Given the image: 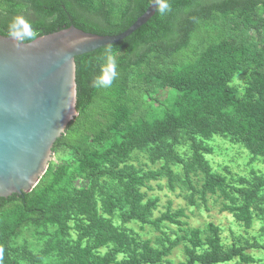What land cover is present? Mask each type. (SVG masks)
<instances>
[{
  "label": "trees",
  "instance_id": "obj_1",
  "mask_svg": "<svg viewBox=\"0 0 264 264\" xmlns=\"http://www.w3.org/2000/svg\"><path fill=\"white\" fill-rule=\"evenodd\" d=\"M151 1L0 0V35L11 36L9 23L18 15L31 21L33 39L70 26L100 36L118 35L146 11ZM169 3L171 11L166 15L161 16L156 9L144 25L110 45L118 62V75L111 88L94 86L105 47L75 57L77 116L67 124L52 152L70 150L78 172L92 185L79 190L78 197L52 198L54 187L66 172L65 166H61L52 175L53 166L49 163L30 192L0 197V259L5 264H18L8 255V244L24 228L56 225L60 230L67 229L74 213L77 237L68 244L70 237L64 235L66 232L63 234L61 242L66 246L63 253L69 256L55 264H162L159 263L162 254L150 257L149 240L140 248L134 239L131 245L126 244L125 234L100 219L95 208L93 195L99 191L106 197L105 212L112 213L118 207L124 221L158 228L163 221L177 226L185 224L179 218L184 216L183 209L172 212L170 205L155 220L146 218L158 199L144 198L141 188L147 181L155 180L157 174L137 165L132 153L152 146L158 149L167 139H177L182 130L186 135L199 133L208 137L214 132L202 129L206 120L208 126L225 124L233 143H241L253 155L264 157V0H169ZM237 74L245 76L241 99H236L230 88ZM156 84L176 91L177 100L175 110L167 112L163 120L149 123L150 108L144 96L146 89ZM101 144L110 147L100 151ZM191 146L190 160L178 158L170 148L163 151L166 161L163 170L169 186L173 187L175 182L169 161H178L184 171L180 182L189 190L186 196L189 207L196 205L203 209L215 197L220 211L231 212L246 228L258 217V235H264V177L250 187H236L230 194L225 177L211 172L204 157L198 154L195 141ZM148 154L151 164L156 162L155 154ZM101 156L103 160H99ZM127 162L131 163L120 166ZM193 166L204 177L201 186H196L199 194L189 184L188 172ZM103 177L115 181L119 192L104 188L100 183ZM83 198L87 202L81 201ZM201 231L192 229L169 244L173 247L185 241L193 249L206 245L207 253L194 255L193 249L188 252L190 261L186 264H192L193 259L199 264H227L237 259L246 264H264V258L244 253L241 247L221 253L214 224L207 223L204 240ZM56 243L58 239L50 249ZM248 247L264 248L255 238ZM120 255L123 258L119 259Z\"/></svg>",
  "mask_w": 264,
  "mask_h": 264
},
{
  "label": "rangeland",
  "instance_id": "obj_2",
  "mask_svg": "<svg viewBox=\"0 0 264 264\" xmlns=\"http://www.w3.org/2000/svg\"><path fill=\"white\" fill-rule=\"evenodd\" d=\"M118 1V0H113ZM253 34V31L248 32ZM245 76L237 74L234 76L230 88L234 91L236 99H241L243 94V81ZM144 96L145 101L149 105L150 111L147 122L163 120L165 114L175 110V102L177 100V92L173 89L163 87L159 84L151 86L146 89ZM204 120V119H203ZM206 121V120H205ZM204 121L202 129L208 131L212 129L214 133H210L208 137H201L199 133L186 135L185 130L180 131L177 139H167L159 148H144L141 151L132 153V160L137 165H142L147 171H152L157 174L156 179L149 180L141 188L143 197L150 196L152 199H158L153 209L148 212L146 218L150 221L155 220L164 213L170 205L172 212L183 209V217L181 220L185 222L184 225L171 224L168 221H163L161 227H156L149 224H141L136 221H124L121 216V210L116 207L112 213L107 214L105 208L107 207L106 197L99 191L95 192L93 197L95 200V208L97 209L98 217L112 225L115 231H122L126 236V244L131 245L132 239L135 240L136 245L140 248L146 240L150 241V257H157L161 255L160 261L162 264H186L189 257L188 252L192 251V246L181 241L173 247H169L171 241L176 236L188 235L192 229L200 228V237L202 240L206 237L205 228L207 223H212L217 227L218 236L221 244V253L225 254L231 250H238L240 247L244 253H251L257 258H264V248L252 249L248 247L252 239L255 238L259 244L264 246V235H258L259 218L255 217L252 220L251 227H245L244 223L238 221L233 214L227 211H220L219 201L215 197L208 200L207 207L201 209V206L187 205V194L189 190L186 184L180 182L184 179V171L178 161H169L172 173L175 178L173 187L169 186L168 176L163 170V165L166 161L163 158V151L170 148V150L180 159L190 160L192 155V142H196L198 147V154L204 157V163L208 164L212 173L225 177L229 184L228 192L233 193L235 188L250 187L264 177V157L253 155L241 143L232 141V138L226 132L225 124L209 125ZM168 145V147H167ZM108 144H101L99 149L104 151L109 149ZM161 148V149H160ZM155 154L157 160L153 164L149 161V154ZM188 157V158H187ZM109 159V155L106 158ZM99 160H103L101 156ZM105 163V161H102ZM53 166V171L61 166H65V176L53 189L51 197L68 196L69 198L78 197L79 190L90 188L91 181L85 179L78 171V165L74 160L73 153L70 150L57 151L52 154L50 162ZM131 162L120 164V166L129 165ZM189 184L193 185L195 192L196 186L200 187L203 182V175L199 173L195 166L188 172ZM100 183L104 188L112 190V192H119V186L110 177H103ZM150 186L151 189H145ZM210 194V193H208ZM186 199V200H185ZM81 201L87 202L86 198ZM196 201V200H195ZM217 203L218 206L215 205ZM83 209V208H81ZM73 220L68 222V228L60 230L56 225H44L41 227L28 226L24 228L21 233L10 239L8 255L18 264H55L61 259H66L68 253H63L66 246L62 245L61 238L64 235H69L68 244H72L73 239L77 237L75 232V224L77 223V216L74 213ZM166 227L168 229L164 230ZM67 234H64V233ZM75 232V233H74ZM64 234V235H63ZM58 239V243L52 249L49 246ZM60 240V242H59ZM63 241V240H62ZM60 243V244H59ZM248 247V248H247ZM240 248V249H241ZM103 249V248H101ZM104 250V249H103ZM107 251V250H106ZM194 255L207 253V247L203 244L201 247L193 249ZM106 253V252H105ZM108 253V251H107ZM1 254V252H0ZM1 257V256H0ZM123 258L120 255L119 259ZM0 264L5 262L0 259ZM192 264H199L196 260H192ZM227 264H246L242 261H233ZM262 264V263H252Z\"/></svg>",
  "mask_w": 264,
  "mask_h": 264
},
{
  "label": "water",
  "instance_id": "obj_3",
  "mask_svg": "<svg viewBox=\"0 0 264 264\" xmlns=\"http://www.w3.org/2000/svg\"><path fill=\"white\" fill-rule=\"evenodd\" d=\"M113 36L74 26L29 42L0 35V197L30 192L45 174L56 140L77 116L75 57L118 43L155 13Z\"/></svg>",
  "mask_w": 264,
  "mask_h": 264
},
{
  "label": "clouds",
  "instance_id": "obj_4",
  "mask_svg": "<svg viewBox=\"0 0 264 264\" xmlns=\"http://www.w3.org/2000/svg\"><path fill=\"white\" fill-rule=\"evenodd\" d=\"M157 11L161 16L171 11L169 0H155ZM9 33L19 41L30 40L35 36L31 21L23 15H18L9 23ZM99 73L95 76L94 86L101 89L111 88L118 75V62L112 47L106 46L102 54Z\"/></svg>",
  "mask_w": 264,
  "mask_h": 264
}]
</instances>
